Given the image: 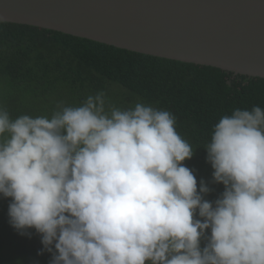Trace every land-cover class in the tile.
I'll return each instance as SVG.
<instances>
[{
    "label": "clouds",
    "instance_id": "1",
    "mask_svg": "<svg viewBox=\"0 0 264 264\" xmlns=\"http://www.w3.org/2000/svg\"><path fill=\"white\" fill-rule=\"evenodd\" d=\"M104 92L51 117L0 106V198L49 264H264V109L235 108L206 144L215 201L168 110L106 109ZM203 242V246H202Z\"/></svg>",
    "mask_w": 264,
    "mask_h": 264
},
{
    "label": "trees",
    "instance_id": "2",
    "mask_svg": "<svg viewBox=\"0 0 264 264\" xmlns=\"http://www.w3.org/2000/svg\"><path fill=\"white\" fill-rule=\"evenodd\" d=\"M101 91L106 109H126L142 102L176 117V131L194 151L183 164L193 170L198 190L201 180L214 183L204 149L213 126L235 108L264 109V79L146 56L37 27L0 23V106L11 118L51 117L58 104L79 106L87 96ZM214 184L224 191L223 184ZM30 231L31 238L18 234L17 241H3L18 250L9 252L5 263L43 264L51 255H37L43 246L35 230ZM3 247L0 244V250Z\"/></svg>",
    "mask_w": 264,
    "mask_h": 264
},
{
    "label": "water",
    "instance_id": "3",
    "mask_svg": "<svg viewBox=\"0 0 264 264\" xmlns=\"http://www.w3.org/2000/svg\"><path fill=\"white\" fill-rule=\"evenodd\" d=\"M0 23L264 79V0H0Z\"/></svg>",
    "mask_w": 264,
    "mask_h": 264
},
{
    "label": "rangeland",
    "instance_id": "4",
    "mask_svg": "<svg viewBox=\"0 0 264 264\" xmlns=\"http://www.w3.org/2000/svg\"><path fill=\"white\" fill-rule=\"evenodd\" d=\"M207 186L211 189V191L204 197L208 201H215L219 196L222 194L220 189L211 182H206ZM217 184V183H216ZM9 202L5 198H0V221L2 222V226L0 228V244H4L3 250H0V264H7L5 263V259L8 258L7 254L12 252L14 254L18 253V250L15 248H10L9 245L3 243V241H17L18 240V233L12 227L6 228V223H8V210ZM203 246V242H202ZM13 260H18V257L12 256ZM51 259V255H48L45 262L43 264H49V260ZM33 261V260H32ZM10 264V262H9ZM33 264H40L39 262L33 261Z\"/></svg>",
    "mask_w": 264,
    "mask_h": 264
}]
</instances>
